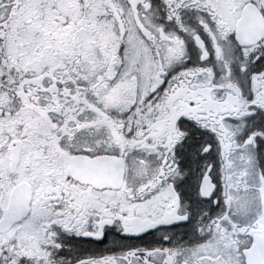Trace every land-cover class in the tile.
Wrapping results in <instances>:
<instances>
[{"label":"snow or ice","instance_id":"obj_1","mask_svg":"<svg viewBox=\"0 0 264 264\" xmlns=\"http://www.w3.org/2000/svg\"><path fill=\"white\" fill-rule=\"evenodd\" d=\"M0 264H264V0H0Z\"/></svg>","mask_w":264,"mask_h":264}]
</instances>
